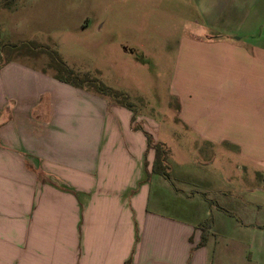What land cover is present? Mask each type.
<instances>
[{
  "label": "crops",
  "instance_id": "1",
  "mask_svg": "<svg viewBox=\"0 0 264 264\" xmlns=\"http://www.w3.org/2000/svg\"><path fill=\"white\" fill-rule=\"evenodd\" d=\"M205 5L200 33L177 51L178 122L192 148L233 150L255 170L264 166V0ZM22 75L25 95L9 88ZM0 84V264H264L254 207L227 208L210 180L181 186L154 173L156 151L131 110L14 63ZM203 224L208 241L196 248Z\"/></svg>",
  "mask_w": 264,
  "mask_h": 264
},
{
  "label": "rangeland",
  "instance_id": "2",
  "mask_svg": "<svg viewBox=\"0 0 264 264\" xmlns=\"http://www.w3.org/2000/svg\"><path fill=\"white\" fill-rule=\"evenodd\" d=\"M205 4L207 0H10L0 13V70L14 63L58 81L72 80V71L89 75L96 83L83 90L110 104L116 102L98 93L96 85L124 94L134 126L148 136L151 149L161 147L158 162L176 183L210 180L228 193L227 208L254 207L251 218L263 222L264 166L251 169L233 150L206 154L192 148L171 97L179 43L200 33ZM261 27L264 31V22ZM20 77L9 88L25 95L28 80ZM4 88L0 84V94Z\"/></svg>",
  "mask_w": 264,
  "mask_h": 264
},
{
  "label": "trees",
  "instance_id": "3",
  "mask_svg": "<svg viewBox=\"0 0 264 264\" xmlns=\"http://www.w3.org/2000/svg\"><path fill=\"white\" fill-rule=\"evenodd\" d=\"M10 0H7L5 5L8 6L9 5ZM2 6L0 5V8ZM62 67H64V65H62ZM69 75L73 76L72 80H68V79H63V78H58L59 81L65 83V84H69L72 85L74 87L77 88H81V89H89L90 87L94 88L93 86L95 85L94 83H96L94 80L91 79V77L87 74L84 75H80V74H75L72 71H69ZM96 91L100 94H104V95H110V97L117 103L122 105L123 107H128L129 109H132V105L129 104V102L127 103L126 101V96L118 91H115L111 88H107L101 85H96ZM147 139L149 141V138L147 136ZM148 146L151 148V142H148ZM157 154V159L155 162V166L153 167V172L154 173H159L161 175H163L164 177H166L167 179L170 178L166 168H164V166H162V163L159 161L158 162V154L161 153V147L157 146L156 148H154ZM219 207V206H218ZM220 208V207H219ZM222 209V208H220ZM227 212V211H225ZM202 231V237H201V241L200 243L196 246V248H201L203 246L206 245L207 241H208V235L209 233L206 230V224H203L200 226L199 228ZM129 264V263H128Z\"/></svg>",
  "mask_w": 264,
  "mask_h": 264
}]
</instances>
